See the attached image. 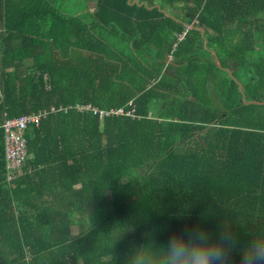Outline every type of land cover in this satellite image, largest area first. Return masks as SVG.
I'll return each mask as SVG.
<instances>
[{
	"label": "trees",
	"instance_id": "16d2710c",
	"mask_svg": "<svg viewBox=\"0 0 264 264\" xmlns=\"http://www.w3.org/2000/svg\"><path fill=\"white\" fill-rule=\"evenodd\" d=\"M54 1L43 33L4 40L0 264H127L185 225L264 233V105L246 104L264 102V0ZM42 113L8 180L5 120Z\"/></svg>",
	"mask_w": 264,
	"mask_h": 264
},
{
	"label": "clouds",
	"instance_id": "9594fccd",
	"mask_svg": "<svg viewBox=\"0 0 264 264\" xmlns=\"http://www.w3.org/2000/svg\"><path fill=\"white\" fill-rule=\"evenodd\" d=\"M127 264H264V233L241 241L225 222L213 231L185 225L165 242L134 248Z\"/></svg>",
	"mask_w": 264,
	"mask_h": 264
},
{
	"label": "crops",
	"instance_id": "0c3cea01",
	"mask_svg": "<svg viewBox=\"0 0 264 264\" xmlns=\"http://www.w3.org/2000/svg\"><path fill=\"white\" fill-rule=\"evenodd\" d=\"M43 3V0H40ZM52 6L54 7L55 1L52 0ZM39 0H0V104L4 99V75L5 73H11L14 66H9L5 68L2 62V57L13 56V45H5L4 40L6 39H25L36 37L35 34L43 33V22L44 18L42 13H44V8L38 6ZM57 6H61V0H57ZM76 7V5H73ZM84 6L88 8V13L93 14V11L96 9L95 4L92 0H85ZM87 11L85 10V14ZM189 27V26H188ZM193 28V26H190ZM15 29H21L24 31H30L32 33H17ZM9 30L15 31L11 32ZM203 30V37L205 39L204 46L207 48V51L212 55V61L215 64L220 66L219 60H217L214 49L208 48V34ZM19 47V46H18ZM165 65L164 73L170 71V67H179V64H176L174 58L170 54L165 55ZM145 61L149 65H153L155 61L154 54H148L145 57ZM158 63L161 60L157 61ZM158 67V66H157ZM4 118V116H0ZM1 130V128H0ZM5 143V142H4ZM1 146V143H0Z\"/></svg>",
	"mask_w": 264,
	"mask_h": 264
},
{
	"label": "built area",
	"instance_id": "2783aa9c",
	"mask_svg": "<svg viewBox=\"0 0 264 264\" xmlns=\"http://www.w3.org/2000/svg\"><path fill=\"white\" fill-rule=\"evenodd\" d=\"M185 36L180 35L178 37L181 41ZM131 104V103H130ZM79 111H93L95 114L100 113L101 116H126L135 118L134 112L125 113L124 109L119 111H113L111 113L98 112L97 109L88 106H77ZM44 114H34L29 116H21L13 119H6L3 124V131L5 136V151H6V167L8 170L7 179L11 180L14 177V172L22 165L25 161L28 153L27 141L25 133L31 126L39 127L41 119Z\"/></svg>",
	"mask_w": 264,
	"mask_h": 264
},
{
	"label": "rangeland",
	"instance_id": "374dc122",
	"mask_svg": "<svg viewBox=\"0 0 264 264\" xmlns=\"http://www.w3.org/2000/svg\"><path fill=\"white\" fill-rule=\"evenodd\" d=\"M188 28H190V26ZM72 231L74 234H78L80 232V229L78 226H76L75 228L72 229Z\"/></svg>",
	"mask_w": 264,
	"mask_h": 264
},
{
	"label": "water",
	"instance_id": "95a60500",
	"mask_svg": "<svg viewBox=\"0 0 264 264\" xmlns=\"http://www.w3.org/2000/svg\"><path fill=\"white\" fill-rule=\"evenodd\" d=\"M240 87H242V85L240 84ZM244 100H245V97H244ZM246 104H262L264 105V102H246Z\"/></svg>",
	"mask_w": 264,
	"mask_h": 264
}]
</instances>
